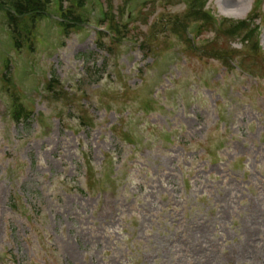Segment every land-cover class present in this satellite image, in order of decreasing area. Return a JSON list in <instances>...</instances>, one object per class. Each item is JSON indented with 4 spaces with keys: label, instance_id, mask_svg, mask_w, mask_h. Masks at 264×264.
<instances>
[{
    "label": "rangeland",
    "instance_id": "1",
    "mask_svg": "<svg viewBox=\"0 0 264 264\" xmlns=\"http://www.w3.org/2000/svg\"><path fill=\"white\" fill-rule=\"evenodd\" d=\"M99 1L65 3L92 21L62 28L64 36L52 11L34 52L14 48L0 12V264H139L145 255L155 256L147 264H224L231 243L241 264H264L263 63L252 30L237 29L257 0H210L211 14L232 22L226 33H195L201 21L188 22L190 38L239 54L246 74L214 49L188 50L175 34L200 17L198 6L102 0L128 23L123 40L102 24L108 7ZM259 6L251 25L261 28L264 54V0ZM97 25L118 41L111 60L109 45L98 47ZM50 76L71 94L70 106L52 100ZM14 87L33 112L19 122ZM226 107L236 112L230 129L219 120Z\"/></svg>",
    "mask_w": 264,
    "mask_h": 264
},
{
    "label": "trees",
    "instance_id": "2",
    "mask_svg": "<svg viewBox=\"0 0 264 264\" xmlns=\"http://www.w3.org/2000/svg\"><path fill=\"white\" fill-rule=\"evenodd\" d=\"M58 3L59 10L62 12L63 19L66 20L63 22L64 29L68 31L69 28H72L74 26H78L83 21V17L81 14H78L74 12L71 9L65 10L64 4L67 2H70L71 4H78L81 6L83 4L82 0H56ZM156 1V0H154ZM199 1V3H198ZM54 0H0V12L4 14V18L6 21V24L8 25L11 37L13 40V46L17 51H21L24 47H27L31 52L35 50V39L38 35V25L41 20H43L48 11L50 10V7L52 6ZM208 0H187V8L191 10L194 8V6H198V12L200 17H191L187 19L186 21H182L179 24L178 27V33L175 34L184 41V43L187 46V49L190 50H203V52H206L207 49L210 48L212 51H214L219 55L222 56V63L225 64L227 67H232L236 61V57L239 54H235L233 51L228 50H222L217 49L212 45L211 41H207L204 45L199 46L196 41L191 40L187 36V26L188 22L191 19L200 20L201 26L200 29L203 32L206 28H212L215 29V31L226 33L228 27L232 22L228 23V20H226L223 24V26L220 29H216L215 22L213 20V16L209 10H206V4ZM204 3V4H203ZM105 4V2H104ZM108 9L106 10V16H107V22L109 24L110 29L115 32L119 38H122L126 35V33H129L131 31L130 27L128 25L123 24L118 17V14L116 13V10L113 9L112 5H106ZM145 10H142L140 12V17L144 13ZM257 11V10H255ZM119 12H123V6L119 8ZM195 13V14H196ZM80 16V17H78ZM256 18H259L258 14H250L247 19L244 21H241L238 23L237 29H241L243 26H248V30L251 31V37L250 42L252 43V50L257 53V55H260L261 58L259 59L263 63V70H264V54L262 51H260L259 48V40H258V25H251L252 21H255ZM42 22V21H41ZM250 30L248 32H250ZM123 33V34H122ZM200 35V34H199ZM100 39V43L98 44V47L100 49V45H109V56L107 60H111L113 55L116 53L117 46L116 43L117 40L112 42L105 41V36L103 34L98 35ZM39 40V39H38ZM105 41L109 44H105ZM145 43L142 40V47H144ZM241 54V53H240ZM249 54V53H248ZM236 56V57H235ZM248 59H250V54ZM245 60L244 64L246 66ZM9 63V61L7 62ZM259 65L258 63L255 65ZM241 66H243V63L241 62ZM240 66V67H241ZM247 67V66H246ZM245 68V67H244ZM248 68V67H247ZM11 77V74L5 75L2 80L8 81ZM47 87L51 90H54V97H51L53 101H56V97L61 99V101H66L68 103V106L71 105L74 99L71 98V94L63 87H60V82L58 78L47 80ZM60 87V90L57 91V89ZM11 94L13 92V116L19 121L21 118H30L32 115V111L29 113L26 112L25 106L22 102L21 96L18 93L16 87H14L12 90H10ZM87 127H91L90 123L87 122Z\"/></svg>",
    "mask_w": 264,
    "mask_h": 264
}]
</instances>
